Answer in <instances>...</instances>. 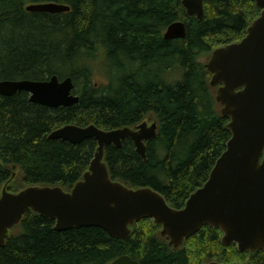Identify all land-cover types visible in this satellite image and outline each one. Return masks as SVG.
Here are the masks:
<instances>
[{"label":"trees","instance_id":"trees-1","mask_svg":"<svg viewBox=\"0 0 264 264\" xmlns=\"http://www.w3.org/2000/svg\"><path fill=\"white\" fill-rule=\"evenodd\" d=\"M43 2L70 9L26 10ZM259 13L252 0H204L200 18L187 15L181 0H0V80L70 77L79 97L71 106L49 108L30 102L24 91L0 96V185L16 172L18 189L68 191L97 144L93 138L78 144L48 139L51 131L66 124L110 130L154 121L156 136L146 142L144 159L125 138L120 147L105 146L104 161L113 180L150 187L182 208L231 137L201 58L239 41ZM175 21L184 23L185 36L167 40L163 33ZM174 70L179 78L170 79ZM130 230L124 239L98 227L56 231L54 220L29 211L0 246V264H108L124 254L140 264H264V250L224 246L221 231L208 225L177 248L149 218Z\"/></svg>","mask_w":264,"mask_h":264},{"label":"water","instance_id":"water-1","mask_svg":"<svg viewBox=\"0 0 264 264\" xmlns=\"http://www.w3.org/2000/svg\"><path fill=\"white\" fill-rule=\"evenodd\" d=\"M252 1L260 13L245 35L215 48L205 63L209 83L217 87L215 100L221 105V114L229 119L231 137L207 180L189 195L182 208L171 207L150 187L131 188L113 180L103 160L105 146L120 147L125 138L132 140L135 151L144 159L146 142L156 136L154 121L144 120L136 129L125 126L110 130L93 124H66L51 131L48 139L78 144L93 138L97 146L88 169L69 191L60 186L29 185L10 192L13 173L0 194V246L9 237L10 229L32 211L54 220L56 231L98 227L111 237L124 239L136 221L149 218L175 248L208 225L222 232L220 241L224 246L235 243L239 252L264 250V0ZM203 2L181 0L186 14L197 18L203 15ZM69 9L55 2L26 6L28 11L47 13ZM184 36L182 21L169 24L163 33L167 40ZM73 89L70 77L59 80L55 75L46 80H0V96L24 91L30 102L49 108L78 103ZM108 264L140 263L124 254Z\"/></svg>","mask_w":264,"mask_h":264},{"label":"rangeland","instance_id":"rangeland-1","mask_svg":"<svg viewBox=\"0 0 264 264\" xmlns=\"http://www.w3.org/2000/svg\"><path fill=\"white\" fill-rule=\"evenodd\" d=\"M207 59L208 58H206V57H202L201 58V60L203 61V63H206L207 62ZM175 78H179V73L174 70V72L171 73V75H170V79H175ZM96 80L99 83H104L105 82V77H103L101 74L97 73L96 74ZM16 175L14 176L13 180L11 181V183H9L8 187H10L11 189L17 191V190H20V188L18 189V187L21 186V182H20V180L18 178H16ZM2 188H3V185H0V194H1Z\"/></svg>","mask_w":264,"mask_h":264},{"label":"flooded vegetation","instance_id":"flooded-vegetation-1","mask_svg":"<svg viewBox=\"0 0 264 264\" xmlns=\"http://www.w3.org/2000/svg\"><path fill=\"white\" fill-rule=\"evenodd\" d=\"M203 3H204V2H203ZM27 94H28V93H27ZM28 95H29V94H28ZM137 125H138V124H137ZM137 125H136V126H137ZM136 126H135L134 128H132V127H130V128H132V129H136ZM123 140H124V139H123ZM123 140H122V141H123ZM103 160H104V158H103ZM14 173H15V175H16V172H14ZM11 176H12V175H11ZM9 179H10V178H9ZM68 191H69V190H68Z\"/></svg>","mask_w":264,"mask_h":264}]
</instances>
